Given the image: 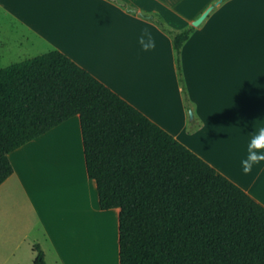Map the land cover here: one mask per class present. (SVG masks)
<instances>
[{"label": "crops", "instance_id": "1", "mask_svg": "<svg viewBox=\"0 0 264 264\" xmlns=\"http://www.w3.org/2000/svg\"><path fill=\"white\" fill-rule=\"evenodd\" d=\"M211 5L182 48L191 117L173 37L145 14H158L182 29L194 25ZM0 18L21 29L16 34L66 52L264 205V162L247 175L240 163L250 140L264 127V0H0ZM144 29L156 40L149 52L138 44ZM10 157L14 173L0 185V264H21L29 248L30 264H35L38 244L49 264L46 245L28 240L38 225L54 237L47 226L56 225L58 215L46 196L50 187L66 186L56 182L59 175L85 185L91 208L112 227L110 259L121 264V208L100 206L79 114ZM58 191L67 194L66 188ZM65 204L73 216L78 205Z\"/></svg>", "mask_w": 264, "mask_h": 264}, {"label": "trees", "instance_id": "2", "mask_svg": "<svg viewBox=\"0 0 264 264\" xmlns=\"http://www.w3.org/2000/svg\"><path fill=\"white\" fill-rule=\"evenodd\" d=\"M145 15L173 37L191 110L182 48L196 27ZM78 114L100 206L121 208V264H264V205L60 49L0 68V185L14 150Z\"/></svg>", "mask_w": 264, "mask_h": 264}, {"label": "rangeland", "instance_id": "3", "mask_svg": "<svg viewBox=\"0 0 264 264\" xmlns=\"http://www.w3.org/2000/svg\"><path fill=\"white\" fill-rule=\"evenodd\" d=\"M10 24H12L11 20L0 18V68L54 49L52 44L38 38L34 39V36H29L30 39H28L27 36L16 34L15 31L21 29L18 27L12 29ZM55 180L66 186H52L47 191L48 204L54 207L58 215L56 225L50 222V225L47 226V228L49 227L48 231L54 237L51 238L46 230L44 228L41 230L38 225L33 231V237L31 236L28 242L31 241L32 244L42 242L43 245H46L49 264H111L113 259L111 260L110 256H112L114 242L112 227L108 226L107 219L100 218L99 213L97 214L91 208L87 196L85 198L83 190L85 185L79 187L60 175ZM60 188H66L67 194L60 193L58 191ZM70 188L74 190L72 195L68 192ZM65 201L74 202L75 206L78 205L73 216L64 206ZM55 238L60 252L55 247L53 240ZM23 250L27 251L26 245ZM28 250L26 252L28 256L19 260L21 264H30L33 261L30 260L32 250L30 248ZM71 256L73 258H70ZM9 264H14V262Z\"/></svg>", "mask_w": 264, "mask_h": 264}, {"label": "clouds", "instance_id": "4", "mask_svg": "<svg viewBox=\"0 0 264 264\" xmlns=\"http://www.w3.org/2000/svg\"><path fill=\"white\" fill-rule=\"evenodd\" d=\"M138 44L143 52H149L156 48V40L148 29H144L138 37ZM264 162V127L259 129L247 146V155L241 160L244 174H250L254 166Z\"/></svg>", "mask_w": 264, "mask_h": 264}, {"label": "water", "instance_id": "5", "mask_svg": "<svg viewBox=\"0 0 264 264\" xmlns=\"http://www.w3.org/2000/svg\"><path fill=\"white\" fill-rule=\"evenodd\" d=\"M213 5L209 6L202 14L201 16H199L196 20L193 21V24L198 26L200 25L203 20L208 16V14L210 13V11L213 9ZM191 117H194V110L190 111Z\"/></svg>", "mask_w": 264, "mask_h": 264}]
</instances>
